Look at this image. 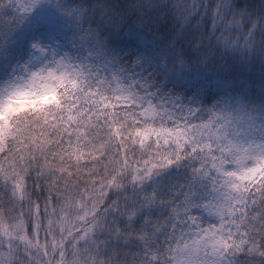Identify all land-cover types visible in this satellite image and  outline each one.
<instances>
[{"label": "snow or ice", "instance_id": "1", "mask_svg": "<svg viewBox=\"0 0 264 264\" xmlns=\"http://www.w3.org/2000/svg\"><path fill=\"white\" fill-rule=\"evenodd\" d=\"M0 264H264V0H0Z\"/></svg>", "mask_w": 264, "mask_h": 264}]
</instances>
